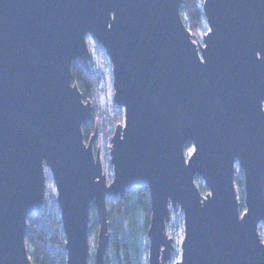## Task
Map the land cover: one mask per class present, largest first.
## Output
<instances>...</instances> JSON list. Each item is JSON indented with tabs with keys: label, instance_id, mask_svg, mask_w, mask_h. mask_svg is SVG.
Listing matches in <instances>:
<instances>
[{
	"label": "water",
	"instance_id": "1",
	"mask_svg": "<svg viewBox=\"0 0 264 264\" xmlns=\"http://www.w3.org/2000/svg\"><path fill=\"white\" fill-rule=\"evenodd\" d=\"M184 0H0V264H33L28 217L54 178L67 264H106L108 200L147 186V264H264V0H203L208 30L197 41ZM109 56L114 103L123 108L109 146L108 183L95 105L74 82L92 57ZM194 151L186 155V145ZM236 163L244 201L236 190ZM209 192L203 194L195 179ZM183 212L173 260L172 212Z\"/></svg>",
	"mask_w": 264,
	"mask_h": 264
},
{
	"label": "trees",
	"instance_id": "2",
	"mask_svg": "<svg viewBox=\"0 0 264 264\" xmlns=\"http://www.w3.org/2000/svg\"><path fill=\"white\" fill-rule=\"evenodd\" d=\"M184 20L198 41L200 33L206 27V20L202 10L201 0H184L182 7ZM102 49L103 47L99 45ZM74 82L78 84L85 99H91L95 88V74L84 60H78L73 65ZM94 120L84 127L86 140L95 133L96 123H99V135L107 143L112 136V128H116L123 121V110L117 117L109 118L100 123L101 112L94 102ZM97 145L101 143L99 136ZM191 143L186 145V149ZM241 193H244L243 173L237 179ZM110 244L106 255V264H147L148 260V228L151 219V200L147 186L137 187L128 191L123 200H110ZM57 207L56 198H46L44 212L28 217L26 242L30 248L33 264H67V250L59 217H53L49 210ZM91 229L98 228L96 209H92ZM114 250V257L110 253Z\"/></svg>",
	"mask_w": 264,
	"mask_h": 264
},
{
	"label": "rangeland",
	"instance_id": "3",
	"mask_svg": "<svg viewBox=\"0 0 264 264\" xmlns=\"http://www.w3.org/2000/svg\"><path fill=\"white\" fill-rule=\"evenodd\" d=\"M203 1V0H201ZM208 30V26L206 24L205 29L200 33L198 41L202 42L203 36ZM88 46L90 48L92 57L89 61H87L88 66L95 74V88L93 92V96L91 100L93 103L95 102L101 112L100 117V123L104 120H109V118H115L117 117L120 110H123V108L118 107L114 103V86H113V71H112V64L110 61L109 56L106 54L105 50L99 47V44L91 37H87ZM124 114V113H123ZM124 121V117H123ZM122 121V123H123ZM121 123V124H122ZM115 130V127L111 129L112 134ZM111 138V137H110ZM99 139H101V143L97 145L95 142L94 148L95 151L100 152V157L104 166V172L107 177L108 183L113 179L114 176V170L113 165L110 162V155H109V146H110V139H108L107 143L103 140V134L100 133ZM194 151V147L191 145L190 148L186 149V155L189 156ZM240 167L239 164L236 163V171H235V180H236V190L238 193V197L241 203V211H244L246 209L245 201H244V193H241L240 187L237 184V179L240 175ZM45 174H46V186H45V195L46 198H56L57 196V188L54 181V178L52 176L51 170L46 167L45 168ZM195 182L197 186L200 188L201 192L203 194H206L209 192V189L206 187L204 181L201 178H196ZM110 200H108V209L110 213ZM45 214H48L46 211H44V208L42 210ZM49 213L55 218L60 217V210L57 205V207L49 210ZM111 227V226H110ZM168 232L169 234L174 238L175 242V250L173 253V260L175 261L181 257V243L185 235V227H184V217L183 212H181L179 209L174 210L172 212V218L170 222L168 223ZM259 234L264 242V222H261L259 225ZM97 235H98V228H92L90 230V257H89V263L94 264L95 262V252H96V244H97ZM112 238V236H111ZM147 242L149 240L147 239ZM29 253L30 248L28 247ZM114 257V250L110 253V258ZM111 264H116L115 262H112Z\"/></svg>",
	"mask_w": 264,
	"mask_h": 264
}]
</instances>
